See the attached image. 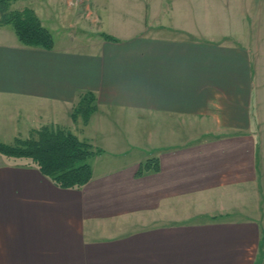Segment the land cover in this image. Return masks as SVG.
I'll return each instance as SVG.
<instances>
[{"label":"crops","instance_id":"crops-1","mask_svg":"<svg viewBox=\"0 0 264 264\" xmlns=\"http://www.w3.org/2000/svg\"><path fill=\"white\" fill-rule=\"evenodd\" d=\"M19 1L54 46L0 26V141L59 127L101 151L80 188L0 153V264H264V39L103 30L108 2H137V21L150 0ZM82 18L93 39L56 41ZM87 91L96 109L73 121ZM152 157L158 171L136 176Z\"/></svg>","mask_w":264,"mask_h":264},{"label":"rangeland","instance_id":"rangeland-1","mask_svg":"<svg viewBox=\"0 0 264 264\" xmlns=\"http://www.w3.org/2000/svg\"><path fill=\"white\" fill-rule=\"evenodd\" d=\"M21 5L22 2L16 0L9 10H20ZM107 6L102 27L114 36H185L229 44L264 39V4L260 0H150L146 2L145 18L137 21L127 16V12L133 15L136 11L137 2L112 1ZM96 21V18H82L80 25L67 26V35L58 25L59 30L53 31L56 41H65L62 35L68 42L74 38L73 34L83 38L81 29L91 33L89 37L93 39ZM157 116H148L147 125L158 123ZM198 206L200 204L189 207L193 210Z\"/></svg>","mask_w":264,"mask_h":264},{"label":"trees","instance_id":"trees-1","mask_svg":"<svg viewBox=\"0 0 264 264\" xmlns=\"http://www.w3.org/2000/svg\"><path fill=\"white\" fill-rule=\"evenodd\" d=\"M15 1L0 0V26L11 25L24 46L52 49L54 41L51 32L42 25L31 8L9 10L11 3ZM102 36L106 40H115L105 33ZM95 109V97L92 92L87 91L72 110L71 118L75 121L79 115L86 123ZM100 151H94L88 142L59 127L42 126L33 130L28 138L15 139L13 144L0 141L1 154L30 159L42 175L61 188H80L89 182L92 175L89 159ZM158 169L157 158H148L139 165L136 176Z\"/></svg>","mask_w":264,"mask_h":264}]
</instances>
